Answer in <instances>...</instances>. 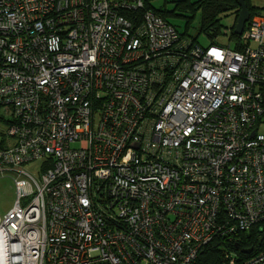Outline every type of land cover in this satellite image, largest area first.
<instances>
[{
	"label": "built area",
	"instance_id": "built-area-1",
	"mask_svg": "<svg viewBox=\"0 0 264 264\" xmlns=\"http://www.w3.org/2000/svg\"><path fill=\"white\" fill-rule=\"evenodd\" d=\"M153 1L0 0V264H195L264 223V15L202 48Z\"/></svg>",
	"mask_w": 264,
	"mask_h": 264
},
{
	"label": "trees",
	"instance_id": "trees-1",
	"mask_svg": "<svg viewBox=\"0 0 264 264\" xmlns=\"http://www.w3.org/2000/svg\"><path fill=\"white\" fill-rule=\"evenodd\" d=\"M244 3L246 4L250 14V19L245 26L246 30L250 21L255 15H264V8L253 7L251 4V0H244ZM222 5L227 8L226 11H223ZM151 9L155 14L160 16L165 21L169 22L167 20L169 14L166 13L165 7L164 9L159 10L153 6L151 7ZM177 9L181 12L190 13L192 15H194L197 11L200 12V32L204 33L213 41L211 45H218L214 42V40L220 34L221 17L226 15H233L234 23L231 28L230 39L234 42L233 50H240L242 48V45L239 46L238 43L239 37L233 32L235 21L240 11L238 0H197L195 3H190L189 1H181L177 4ZM193 41L196 44V39H193ZM225 249H229L235 252L239 257L244 258L253 256L264 250V223L256 225L248 232L239 233L236 236V241L230 243L221 240L213 241L204 248L203 252L197 258L195 264H221L223 261V253ZM247 249H251V254L249 256L243 255L242 253L243 250Z\"/></svg>",
	"mask_w": 264,
	"mask_h": 264
},
{
	"label": "rangeland",
	"instance_id": "rangeland-1",
	"mask_svg": "<svg viewBox=\"0 0 264 264\" xmlns=\"http://www.w3.org/2000/svg\"><path fill=\"white\" fill-rule=\"evenodd\" d=\"M181 1H189L195 3L197 0H154L152 5L156 9H164L168 13L167 20L173 24L177 30L184 36L191 39H196V44L202 48H206L212 44V40L204 33L200 32V12L197 11L194 15L184 13L177 9V4ZM234 23L233 15L221 17V30L219 36L214 40L218 45L234 48V42L230 39L231 28ZM3 126L0 124V131ZM1 140V138H0ZM41 168V162H35L26 166V169L36 176V173ZM16 193L14 183L11 177H0V217L5 215L14 205Z\"/></svg>",
	"mask_w": 264,
	"mask_h": 264
},
{
	"label": "water",
	"instance_id": "water-1",
	"mask_svg": "<svg viewBox=\"0 0 264 264\" xmlns=\"http://www.w3.org/2000/svg\"><path fill=\"white\" fill-rule=\"evenodd\" d=\"M238 6L240 8V11L235 21L233 32L235 35L240 36L243 33L245 26L250 19V14L246 4L244 3V0H238ZM222 8L223 11L227 10V8L224 5H222ZM242 253L249 254L251 253V249L243 250Z\"/></svg>",
	"mask_w": 264,
	"mask_h": 264
},
{
	"label": "crops",
	"instance_id": "crops-1",
	"mask_svg": "<svg viewBox=\"0 0 264 264\" xmlns=\"http://www.w3.org/2000/svg\"><path fill=\"white\" fill-rule=\"evenodd\" d=\"M251 4L256 8H264V0H251Z\"/></svg>",
	"mask_w": 264,
	"mask_h": 264
}]
</instances>
